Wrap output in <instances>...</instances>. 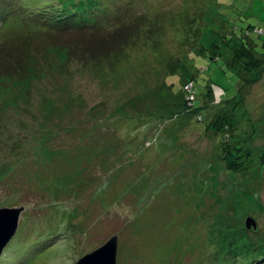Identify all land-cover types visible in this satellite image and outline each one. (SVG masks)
<instances>
[{"label":"rangeland","instance_id":"obj_1","mask_svg":"<svg viewBox=\"0 0 264 264\" xmlns=\"http://www.w3.org/2000/svg\"><path fill=\"white\" fill-rule=\"evenodd\" d=\"M224 21L262 59L264 0H0V48L29 42L25 73H0V209L24 208L0 264H74L116 235L117 264H264V67L245 87L232 42L212 59Z\"/></svg>","mask_w":264,"mask_h":264},{"label":"trees","instance_id":"obj_2","mask_svg":"<svg viewBox=\"0 0 264 264\" xmlns=\"http://www.w3.org/2000/svg\"><path fill=\"white\" fill-rule=\"evenodd\" d=\"M80 3H81V1H80ZM88 9H90V8H88ZM81 13H82L81 11L77 10L74 13H70L71 15H69V17L80 15ZM217 13L219 14V12H217ZM32 17H34V16L28 15L27 19L32 18ZM195 19H197V18H193V21H191V22L196 23V22H194ZM37 20L39 22H43V21L47 22V20H43L42 18H39V19L37 18ZM47 23H50V21ZM78 26H80V25H78ZM196 26H198V28H197L198 33L195 36H200V34L203 32V28L200 27L201 25H199L198 23ZM229 27H230V24H228L227 22L224 21V25H222L221 32L219 34L221 36V38L223 39V42L221 40V42H222L221 48H220V46H216V45L212 46L213 52L212 53L210 52V55H211L212 59H216L218 56H222L221 52L224 50L223 48L225 46V43L226 42H232L233 43V47H232L233 51H231V52H233V55H230L229 58H227V59H228V62L230 64L232 70L235 71L237 69L235 72L239 76H241V78H243V81H245V87H246L247 85H250L251 83H256L257 79L253 78L252 76L245 77L243 74L244 72L241 71V68L246 70V73H248L249 75L254 74L257 69L264 67V56L260 60H258V59L255 60V59H253L251 53L244 52L242 49L245 48V46H246L244 41L247 38V36L243 40L241 38L229 39V37L232 36L231 35L232 32L230 31ZM123 38H124L123 35H120V34H115V36H113V38H112V42H106V41H104V42L103 41L93 42L94 39L93 40H85V38H83V40L80 41V44L83 45L82 47L84 49L83 50L84 52L88 51L89 53L100 55V54H104V53L110 51L111 49H113L115 43L120 41V39H123ZM196 40L198 41V38ZM31 41H32V39H31ZM249 43L251 45V42H249ZM28 44H29V42L26 39H23L22 43L15 45V47L12 48L11 50H7L6 48H0V73H2L1 75L16 74V76H18L20 74L25 73L26 68H25V65L23 63V58L27 57L29 54ZM189 81L195 82V80L193 78H188L183 85V88H182L183 91L185 89V86L187 84H189ZM184 93L187 94L186 90L184 91ZM192 93H194V84H193V92ZM214 94H215V97H217V91H214V87H209L207 90L206 96L211 100V99H213ZM219 96H221V95H218V97ZM238 97H241V95L234 97L230 101L232 102V101H234V99H236ZM230 101H228L227 104ZM195 103H196V97L194 96V100L192 101L193 110H195ZM238 103H240L239 100L237 102L235 101V104H238ZM186 106L189 107L190 105H188V103H187ZM216 125H217V123H216ZM231 130H234V128H230L224 122L220 123L217 126V133L222 134V136H221L222 138H226V134H228L229 131H231ZM230 146H231V144L229 143V140H228L225 143V146H223L225 151H224V154L221 155V158L227 167V171L229 173H233L234 171L237 170V167L233 168L231 166L233 161H231L229 158L231 151L228 149L230 148ZM223 238H224V236H223Z\"/></svg>","mask_w":264,"mask_h":264},{"label":"water","instance_id":"obj_3","mask_svg":"<svg viewBox=\"0 0 264 264\" xmlns=\"http://www.w3.org/2000/svg\"><path fill=\"white\" fill-rule=\"evenodd\" d=\"M23 211V207L0 209V257L17 232ZM245 226L248 230L258 229L255 221L249 217L245 220ZM118 243L119 237L113 236L103 246L80 258L74 264H117Z\"/></svg>","mask_w":264,"mask_h":264},{"label":"built area","instance_id":"obj_4","mask_svg":"<svg viewBox=\"0 0 264 264\" xmlns=\"http://www.w3.org/2000/svg\"><path fill=\"white\" fill-rule=\"evenodd\" d=\"M185 90L188 94V101L190 103H188V105L192 106V101L194 100V95H193V83H189L185 86Z\"/></svg>","mask_w":264,"mask_h":264}]
</instances>
